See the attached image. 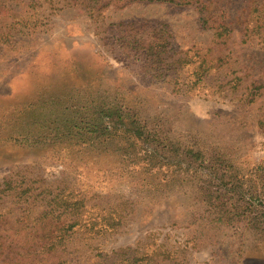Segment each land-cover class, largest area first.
I'll return each instance as SVG.
<instances>
[{
	"label": "rangeland",
	"instance_id": "1",
	"mask_svg": "<svg viewBox=\"0 0 264 264\" xmlns=\"http://www.w3.org/2000/svg\"><path fill=\"white\" fill-rule=\"evenodd\" d=\"M0 264H264V0H0Z\"/></svg>",
	"mask_w": 264,
	"mask_h": 264
},
{
	"label": "trees",
	"instance_id": "2",
	"mask_svg": "<svg viewBox=\"0 0 264 264\" xmlns=\"http://www.w3.org/2000/svg\"><path fill=\"white\" fill-rule=\"evenodd\" d=\"M119 25H122V24H119ZM161 45H162V44L159 43V44H157L156 46L162 47ZM156 46H155V47H156ZM143 48H144V47H143ZM147 51H149V50L147 49ZM160 62H163V59H162V58H160Z\"/></svg>",
	"mask_w": 264,
	"mask_h": 264
}]
</instances>
